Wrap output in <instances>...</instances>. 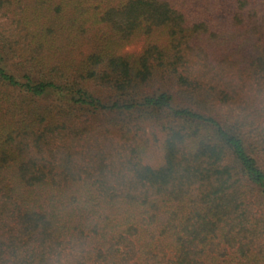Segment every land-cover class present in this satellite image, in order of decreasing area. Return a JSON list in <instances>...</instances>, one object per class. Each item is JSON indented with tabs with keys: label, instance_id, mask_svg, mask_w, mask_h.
<instances>
[{
	"label": "trees",
	"instance_id": "trees-1",
	"mask_svg": "<svg viewBox=\"0 0 264 264\" xmlns=\"http://www.w3.org/2000/svg\"><path fill=\"white\" fill-rule=\"evenodd\" d=\"M0 264H264V0H0Z\"/></svg>",
	"mask_w": 264,
	"mask_h": 264
},
{
	"label": "rangeland",
	"instance_id": "rangeland-1",
	"mask_svg": "<svg viewBox=\"0 0 264 264\" xmlns=\"http://www.w3.org/2000/svg\"><path fill=\"white\" fill-rule=\"evenodd\" d=\"M140 49V44H135V45H131L129 47H127L126 50L128 51H135V50H139ZM158 136L159 139V143H160V139L161 134L158 133L156 134ZM145 162L151 165H158L161 162V153L158 149V147L154 146L152 148L149 149L148 151V156L145 158Z\"/></svg>",
	"mask_w": 264,
	"mask_h": 264
}]
</instances>
